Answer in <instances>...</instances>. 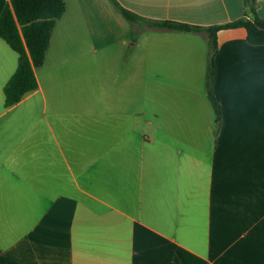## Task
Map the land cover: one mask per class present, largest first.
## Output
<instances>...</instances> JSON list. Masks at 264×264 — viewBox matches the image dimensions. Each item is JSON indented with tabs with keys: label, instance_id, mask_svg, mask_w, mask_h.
Listing matches in <instances>:
<instances>
[{
	"label": "crops",
	"instance_id": "0c3cea01",
	"mask_svg": "<svg viewBox=\"0 0 264 264\" xmlns=\"http://www.w3.org/2000/svg\"><path fill=\"white\" fill-rule=\"evenodd\" d=\"M254 1L264 19V0ZM63 2L37 89L0 113L32 120L17 145L0 140V264H264V45L248 44L243 29L217 32V128L212 107L180 100L140 129L134 93L107 90L120 64L123 82L145 71L159 79L145 67L189 65L187 42L207 43L205 32L133 23L118 7L212 27L252 18L243 0ZM148 34L167 45L140 44ZM16 66L0 39V97Z\"/></svg>",
	"mask_w": 264,
	"mask_h": 264
},
{
	"label": "trees",
	"instance_id": "16d2710c",
	"mask_svg": "<svg viewBox=\"0 0 264 264\" xmlns=\"http://www.w3.org/2000/svg\"><path fill=\"white\" fill-rule=\"evenodd\" d=\"M246 16L228 24L212 27L192 26L169 21H150L118 7L122 16L133 23L151 28L179 32H205L209 55L206 67V96L214 112L216 128L220 122V108L213 94V63L217 53V32L243 29L245 40L253 46L264 45V19L257 16L254 0H243ZM63 0H8L0 13V39L17 54V66L3 88L4 108L16 105L28 93L37 89L34 69L43 65L54 25L63 15Z\"/></svg>",
	"mask_w": 264,
	"mask_h": 264
},
{
	"label": "rangeland",
	"instance_id": "374dc122",
	"mask_svg": "<svg viewBox=\"0 0 264 264\" xmlns=\"http://www.w3.org/2000/svg\"><path fill=\"white\" fill-rule=\"evenodd\" d=\"M126 32V31H125ZM124 29L120 28L117 32L118 36L125 34ZM123 37V36H122ZM129 41L131 39L128 38ZM145 43L147 46H161L167 45L168 41L162 38L160 35L151 34L144 35L140 44ZM188 44H191V50L188 52L187 59L189 65H185L181 68L171 66L168 62H161V65H155L153 67H145L147 71L159 70L162 72V77L159 79H148L142 75H136L134 82H123L121 76L123 69L126 66L120 64L117 68V72L113 73L114 80L116 83L109 81L108 85L110 90L117 91H129L134 93V108H135V122L136 126L140 129L146 121L159 122L160 117H165V109H174L176 101H182L184 104L188 102L191 105V101L194 106L200 109V113L206 109L211 110V105L206 96L205 80H206V67L209 55V47L206 43L205 37L202 35H196L192 37ZM127 46L123 47L122 53H125ZM136 52L141 53V49H137ZM202 55L199 58V55ZM4 96L0 97V113L3 111ZM39 108L37 118L39 120L42 117H46V105L43 103L41 98H37V104ZM158 114V119L153 118L154 114ZM43 114V115H42ZM7 121L11 122L9 129L6 127L1 128V125ZM30 125L32 120H25L17 111H12L7 115H0V140L11 142V145H17L24 138L23 123ZM27 125V126H28Z\"/></svg>",
	"mask_w": 264,
	"mask_h": 264
}]
</instances>
